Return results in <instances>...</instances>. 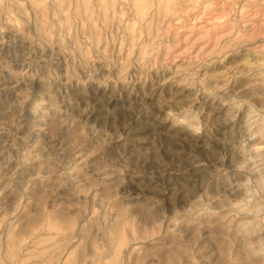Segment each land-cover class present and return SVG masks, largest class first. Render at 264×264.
<instances>
[{
	"label": "rangeland",
	"instance_id": "obj_1",
	"mask_svg": "<svg viewBox=\"0 0 264 264\" xmlns=\"http://www.w3.org/2000/svg\"><path fill=\"white\" fill-rule=\"evenodd\" d=\"M0 264H264V0H0Z\"/></svg>",
	"mask_w": 264,
	"mask_h": 264
}]
</instances>
